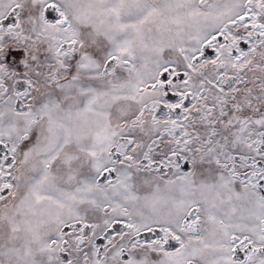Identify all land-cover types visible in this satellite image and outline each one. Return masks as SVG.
<instances>
[{
  "label": "snow or ice",
  "instance_id": "snow-or-ice-1",
  "mask_svg": "<svg viewBox=\"0 0 264 264\" xmlns=\"http://www.w3.org/2000/svg\"><path fill=\"white\" fill-rule=\"evenodd\" d=\"M0 264H264V0H0Z\"/></svg>",
  "mask_w": 264,
  "mask_h": 264
}]
</instances>
